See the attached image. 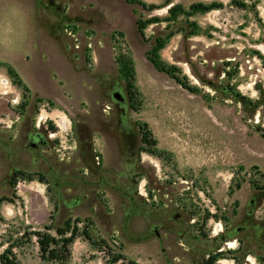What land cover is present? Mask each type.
Wrapping results in <instances>:
<instances>
[{"label": "rangeland", "instance_id": "rangeland-1", "mask_svg": "<svg viewBox=\"0 0 264 264\" xmlns=\"http://www.w3.org/2000/svg\"><path fill=\"white\" fill-rule=\"evenodd\" d=\"M212 1L224 5L189 9ZM230 1L0 0V254L12 247L19 264H206L209 255L264 264V236L242 242L236 230L255 193L253 218L264 219V0ZM175 5L183 10L170 13ZM154 17L141 35L137 21ZM158 37L161 61L196 92L148 61ZM120 53L133 61L136 110ZM230 89L262 101L250 111ZM136 121L148 124L156 153ZM36 132L45 142L33 148ZM15 170L33 177L13 185ZM66 218L92 241L77 237L64 262L42 259L30 232ZM161 222L180 223L178 233L157 238ZM222 232L231 236L215 240Z\"/></svg>", "mask_w": 264, "mask_h": 264}, {"label": "trees", "instance_id": "trees-1", "mask_svg": "<svg viewBox=\"0 0 264 264\" xmlns=\"http://www.w3.org/2000/svg\"><path fill=\"white\" fill-rule=\"evenodd\" d=\"M133 1V0H131ZM231 5H234L238 8H246L248 6L246 0H231ZM223 3L219 1H212L210 3H204V2H196L192 3L189 6V9L191 12H207L213 9H220L223 7ZM177 10H183V8L180 5L171 6L168 11L170 13L176 14ZM157 18H149L145 21L138 20V30L139 33L143 34V29L147 26V24L155 22ZM165 45V40L161 37H158L155 40V44L152 47L151 50H149L146 53V57L148 61L153 65V67L163 73H166L168 76L173 78L175 82H177L179 85H181L183 88L191 91L196 92L197 88L189 85L183 78H180V76L176 73L177 68L172 65L164 64L159 56L160 49L163 48ZM116 62L118 64V72L119 75L122 76L126 80L125 88L127 91V99L132 104V108L135 110L138 109L139 101L138 97L140 95L139 91L137 90L135 86V70L133 66V61L129 56H126L124 54H118L116 56ZM7 74L11 77L12 83L18 86H21L23 91H29L28 86L23 82L22 78L19 76L17 71L11 66L6 65ZM231 94L239 99L244 106L249 105L250 111H253L256 106L264 100V98L258 102H250L247 101L243 96L239 95L237 92H234L230 89ZM234 93V94H233ZM26 101V100H25ZM24 101V102H25ZM119 104V103H118ZM120 105V104H119ZM248 107V106H247ZM121 117V116H120ZM121 120L118 122L119 131L121 134H125L126 132L120 127ZM135 124L141 131V141L148 147H152L149 152L156 153V145L157 140L153 137L150 129L148 128V124L146 122H140L136 121ZM128 133V132H127ZM84 156L86 154L84 153ZM38 175V174H37ZM33 177V174L27 173L24 170H15L11 177H10V183L13 185L16 184L17 180L20 179H29L31 180ZM40 181H43L39 177ZM79 220L72 221L71 218H66L62 221L61 224L55 225L53 223H50L46 226H44V230H33L30 232V234L34 235L36 237V242L39 247V253L40 257L44 260H56L64 262L66 261L70 254H71V244L74 242V240L79 237L83 236L84 239H87L89 241H92V238L88 232L87 226L84 225L82 228L78 226ZM50 230H54V233L49 232ZM10 255V256H8ZM118 258H114L113 263L117 262L119 259H122L125 261L124 264H139L138 261L134 259H126L123 256H117ZM217 259L216 255H209L208 259L206 260V264H213V262ZM0 264H19V262L16 260L14 253L12 252V247L6 248L1 254H0Z\"/></svg>", "mask_w": 264, "mask_h": 264}, {"label": "flooded vegetation", "instance_id": "flooded-vegetation-1", "mask_svg": "<svg viewBox=\"0 0 264 264\" xmlns=\"http://www.w3.org/2000/svg\"><path fill=\"white\" fill-rule=\"evenodd\" d=\"M125 101V100H124ZM124 101L122 103H124ZM119 103V104H122ZM118 103L116 105H119ZM119 107V106H117ZM124 114V112H123ZM120 121V120H119ZM118 121V122H119ZM129 124H126L123 120H121V125L120 127L126 132L127 129H129L130 126H128ZM125 137H128V133L126 132L125 134H122ZM32 138L30 145L33 146V148H37L39 145L44 144V139H43V135L39 132H36L34 134H29L28 138ZM262 195V193H255L253 195V197L250 199L249 201V210L248 212L245 214L244 219H243V223L240 227L236 228V230H240L242 232L246 231V234L244 235V237H242V242L245 241H249V239L251 237H256L258 236H264V219L257 221L253 218L254 216V211L255 209L260 206L262 204L261 198L260 196ZM264 195V193H263ZM170 219V218H169ZM173 221H178V215L174 216V219H172ZM180 225V223H174L172 225H167L166 222H161L159 224H156L153 226V231L154 234L157 238H160V233H159V229L164 230L165 232H170L172 234H177L178 233V226ZM249 230V231H248ZM231 235L230 234H224V232H222L221 234L218 235V237L215 238V240L217 239H226L229 238ZM162 241V240H160Z\"/></svg>", "mask_w": 264, "mask_h": 264}, {"label": "water", "instance_id": "water-1", "mask_svg": "<svg viewBox=\"0 0 264 264\" xmlns=\"http://www.w3.org/2000/svg\"><path fill=\"white\" fill-rule=\"evenodd\" d=\"M234 94V93H233ZM112 98L116 103H122L125 100L124 95L122 94L121 90L116 89L112 92Z\"/></svg>", "mask_w": 264, "mask_h": 264}]
</instances>
